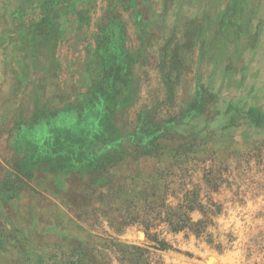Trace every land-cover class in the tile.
Returning <instances> with one entry per match:
<instances>
[{"label": "rangeland", "instance_id": "1", "mask_svg": "<svg viewBox=\"0 0 264 264\" xmlns=\"http://www.w3.org/2000/svg\"><path fill=\"white\" fill-rule=\"evenodd\" d=\"M0 220V264H264V0H0Z\"/></svg>", "mask_w": 264, "mask_h": 264}, {"label": "trees", "instance_id": "2", "mask_svg": "<svg viewBox=\"0 0 264 264\" xmlns=\"http://www.w3.org/2000/svg\"><path fill=\"white\" fill-rule=\"evenodd\" d=\"M172 128L176 129L177 126H170L169 128L168 123L163 124V122H160L152 125L141 126L135 136L133 134L120 133L119 138H115L114 133H116V130H110V126H108V130L111 132V134L108 140L102 141V148L99 151L103 154L101 155V158L106 160L111 154H114L119 150H133L141 152L146 150L148 147H152V144L158 145L161 144L160 141L171 140L176 135V133L171 132L170 129ZM219 181L220 177L218 174L216 175L211 174L210 172H205V183L209 188L211 186L210 189H213V192L217 191V185L219 184ZM9 190V188L6 189V191ZM208 204L209 206L205 208L201 206L198 207L202 215L201 220H199L197 223L190 222V224L188 223L186 225L185 221L178 220L175 224H172L174 226V231L188 228L190 232H193L197 236L206 235L209 237L210 235L207 233V228L216 226L214 218L220 214L221 205L213 201H210ZM7 226L8 222L0 220V245L8 244L13 249H15V252L20 251L23 253V255H31L34 252V248H32L23 230H21L23 224H20L19 222L13 223L12 226L9 224V230ZM26 231L30 232L31 230L27 228ZM159 245L162 249L170 248V246L163 241H161Z\"/></svg>", "mask_w": 264, "mask_h": 264}]
</instances>
